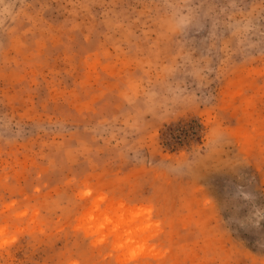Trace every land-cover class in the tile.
Returning <instances> with one entry per match:
<instances>
[{
    "label": "rangeland",
    "instance_id": "374dc122",
    "mask_svg": "<svg viewBox=\"0 0 264 264\" xmlns=\"http://www.w3.org/2000/svg\"><path fill=\"white\" fill-rule=\"evenodd\" d=\"M0 264H264V0H0Z\"/></svg>",
    "mask_w": 264,
    "mask_h": 264
},
{
    "label": "trees",
    "instance_id": "16d2710c",
    "mask_svg": "<svg viewBox=\"0 0 264 264\" xmlns=\"http://www.w3.org/2000/svg\"><path fill=\"white\" fill-rule=\"evenodd\" d=\"M191 129H192V132L194 133V135L197 136L198 135V131L202 130V126L200 124L199 125L198 124L197 125L195 124V126L194 125L191 126ZM187 133L188 132L186 130L185 131L184 130L182 131V135L184 137H186Z\"/></svg>",
    "mask_w": 264,
    "mask_h": 264
}]
</instances>
